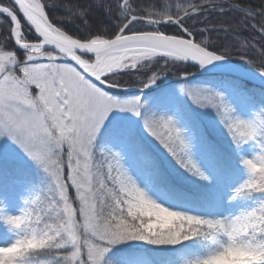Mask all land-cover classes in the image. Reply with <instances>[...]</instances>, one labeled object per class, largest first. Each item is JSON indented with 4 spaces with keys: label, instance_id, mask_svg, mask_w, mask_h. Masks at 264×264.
I'll return each mask as SVG.
<instances>
[{
    "label": "clouds",
    "instance_id": "1",
    "mask_svg": "<svg viewBox=\"0 0 264 264\" xmlns=\"http://www.w3.org/2000/svg\"><path fill=\"white\" fill-rule=\"evenodd\" d=\"M90 2L106 10L114 30L103 26L83 37L66 30L58 21L79 18L88 23L86 7L76 0H20L25 23L9 25L0 19V137L12 140L46 177L44 184L20 197L21 206L14 213L4 210L0 198V223L12 234L9 242L0 245V264H106L109 248L129 240L153 245L194 240L203 252L184 264H264V106L249 120H226L222 106L213 108L234 145L249 141L256 145L250 156H240L246 175L228 197L229 201L251 203L223 216L189 214L149 196L124 168L117 150L97 147V134L113 108L92 112L83 102L85 94L108 101L117 98L82 74L108 88H125L133 82L147 87L145 81L160 69L166 72L175 62L191 59L156 43L177 38L164 25L191 27L190 18L218 8L238 9L243 22L254 18L256 10L241 0ZM14 4L15 0H0V12ZM58 8L68 14H50L49 10ZM260 28H264V20ZM192 31L186 32L188 40L203 46L217 60L233 54L231 48L239 43L217 52L210 47L213 41L207 32L197 40ZM248 51L240 45V52ZM191 60L200 66L213 61ZM253 64L264 76V65ZM125 74H135L133 81ZM219 93L223 105L231 109ZM73 99L81 103L66 111L65 102ZM135 100L139 103L140 97ZM120 109L140 115L135 106ZM228 115L232 116L231 111ZM153 137L190 174L209 179L189 151L174 156Z\"/></svg>",
    "mask_w": 264,
    "mask_h": 264
},
{
    "label": "rangeland",
    "instance_id": "2",
    "mask_svg": "<svg viewBox=\"0 0 264 264\" xmlns=\"http://www.w3.org/2000/svg\"><path fill=\"white\" fill-rule=\"evenodd\" d=\"M79 5H83V3ZM91 6L92 4L88 6V11H86V19L88 21L87 24H85L84 21L79 18H77L75 22L69 20H61L58 22H62L61 24L66 30H73L75 31L74 33H78L81 37L86 36L87 34L98 30L103 26H108L110 29L114 30V25H112V22L106 10L103 7L97 6L95 4H93L92 8ZM220 10L222 9L218 8L216 11L208 10L206 13H201L200 16L202 19V23L204 22L206 23V25L203 24V27H198L195 32L197 31L198 34H201L200 36H203L205 32H207L209 38L210 36L212 37L217 33H220L221 36L230 35V33L227 34V30L229 28H226V26H224V24H226V22H224L225 19L223 18L224 12H221ZM62 11L63 13L61 12V16H65L68 14L64 9H62ZM188 24L194 26L192 21H188ZM164 27V30L168 32H176L178 29H180L177 25H165ZM183 34L185 35V37H187L186 32ZM238 40L241 45H243L242 41L240 39ZM257 52L259 57L258 55H256L254 59L252 55H255V53L257 54ZM245 56L252 58L251 65H254L253 63L255 62L256 64H261L262 60H264V57L260 56L258 50L256 52L250 50L246 53ZM225 57L229 58L228 56ZM239 63L243 64L244 67H250L252 69L257 70L255 65L250 66L247 65L246 62L245 64L244 62ZM202 70V67L183 60L175 62L169 68L168 71L164 72L161 75H158L155 81L147 87H137L135 86L134 82L131 86L125 88H108L106 85H103L104 90L109 92L117 99H127L139 96L141 98L142 107L140 109V115H136L126 109H111L97 134L96 145L97 147H108L115 149L118 152L121 151V163L124 168L133 177V179H135L137 184L141 188H143L147 192V194L154 198L157 202L163 204L166 207H170L173 210L185 211L189 214L215 217L223 216L226 214H234L241 208L246 207L251 203V201L237 203L236 200H228V197L231 194V189L235 187L246 175L243 167V171H241L242 173L224 180L221 174L218 173L216 168L210 163V161L207 160L201 153H199V143L196 142V139L190 131L189 127L187 129L182 130L179 128L183 136L186 133V136H184V138L188 143L189 152L192 159L209 177L208 180H202L200 178L199 179L206 185L212 187L213 189H216L218 192V198H216V204H214V206L205 211L195 209L190 206H175L171 204V200L167 201V197L169 198V196H167V193H165V196L164 193L160 192L163 191L162 188L152 186L150 171L147 169V166H145L147 165L146 160H149V158L146 157V155H139L138 152L132 150L130 144V136L132 138H137L138 140H141L143 144L146 143L147 145L152 147L157 153H159V155L168 159V161L171 162L173 168L177 169L180 174L185 173L186 170L176 162V160L171 156V154L152 135L149 134V132L145 129L144 126L145 115L153 113L157 115H169L168 109L165 106L170 103V97L173 98L171 101L173 106V112L171 113V117L174 119L175 122L177 119L179 120V114L181 117H183L181 115V112H179L180 110L177 106L179 100H181V103H185L186 106L190 108V111L196 114V116H198L206 131H209L210 134L215 137L218 136L227 138V136H229L228 132L225 130L220 118L213 110V108L207 106L200 107L198 104L194 103L193 100L190 98L188 92L181 90L182 85L185 88L206 87L219 91L223 93L224 99L229 105H231L232 116L239 117L244 120H249L253 118L254 114L260 109L261 105L255 104L250 98H248L250 96H248L249 94L244 90L234 88L229 83L215 82L206 77H202ZM181 73H185L186 75H181ZM139 74L144 75L143 73ZM125 75H127V78L131 82L133 81V76L135 74ZM168 87H171L170 90L172 92L165 91V89ZM218 137L217 139H219ZM236 150L240 157L250 156L257 149L255 143L249 141L248 143L243 144L239 147L236 146ZM6 160H11L10 162H19L24 165L27 164L28 166L31 165L32 167H34L36 172H40L44 176V179H41V182H43V184L46 182V177L43 172L34 164L32 160H30L25 155V153L12 140L5 136L0 137V161ZM15 183H17L15 192L7 191L6 187L0 184V198H3L5 202L4 210L13 213L16 212L21 206L20 197L24 195L27 190H30L31 188L35 187L34 185H30L28 182L20 180H17ZM3 236L4 237H1L0 239V245L9 242L12 238V234L8 231L7 234ZM129 242L121 241L109 248L108 252L105 254L106 264H109V262H111V264H132L127 260H122L120 258V253L116 252L118 251L116 247L119 245H122L124 243L134 244ZM195 254L201 253L193 252L191 250H185L181 258V262L177 264H184V261L187 258H190Z\"/></svg>",
    "mask_w": 264,
    "mask_h": 264
},
{
    "label": "snow or ice",
    "instance_id": "3",
    "mask_svg": "<svg viewBox=\"0 0 264 264\" xmlns=\"http://www.w3.org/2000/svg\"><path fill=\"white\" fill-rule=\"evenodd\" d=\"M19 2L20 0H15L14 7L12 9H9L4 12H0V15H2L4 19L8 21L9 25L13 24L16 21L21 22V14H22V18L25 21V12L23 8L19 6ZM260 12L264 13V8H261ZM250 19H252V17L246 18L244 20H250ZM187 31H191V27L185 24L184 29H178L176 31V37H177L176 39L157 40L156 43L174 48L179 54L190 57L193 60H199L202 64H206L209 59L213 61H217V57L212 56L210 52L204 51L203 46H198L196 43L188 40V38H185V35L183 33ZM261 32L264 33V28H261ZM261 39L264 40V34H262ZM213 50L219 52V50L215 48ZM260 56L264 57V45H262L261 47ZM261 64L264 65V60H262ZM164 70L165 69H160L159 72L155 73L151 77V79L145 81V84L147 86L152 84L155 81L156 77L158 75H161L164 72ZM82 74L85 76L86 79L90 80L97 87L101 89L104 88L103 85L97 83L98 81L92 80L91 77H88L86 73H82ZM104 79L108 83H112V81H110L108 77H104ZM143 87L144 85H141V88ZM181 90L187 91L193 102L198 104L200 107L207 106V107L219 109V107L222 106L224 108V113H223L224 118L226 120L235 119L234 116L228 115L231 109L229 108V106L223 105L222 98L220 97L219 92H215L206 87L185 88L183 85L181 86ZM33 92H35V89H33ZM204 97H214L215 99L205 100L203 99ZM83 102L92 112H97L101 110L106 112L109 108H123V107L135 106V108L138 109L139 113L141 114L140 112V109L142 107L141 98L139 103L136 102L135 97H133V99L129 101H120L117 99L108 101L106 98H103L101 96L89 92L85 94V99ZM80 103L81 101L78 99H73L71 102L66 101L64 105L65 110L66 111L73 110L77 108ZM144 126L162 144L167 145L169 150L172 151V154L174 156H177L178 152H182L183 154L187 155L189 151L188 143L186 142L184 136L181 133V130L176 126V123L171 116L157 115L154 113L145 115Z\"/></svg>",
    "mask_w": 264,
    "mask_h": 264
},
{
    "label": "trees",
    "instance_id": "4",
    "mask_svg": "<svg viewBox=\"0 0 264 264\" xmlns=\"http://www.w3.org/2000/svg\"><path fill=\"white\" fill-rule=\"evenodd\" d=\"M76 2L78 4L83 3V5H80V6L86 7L87 11H88V6L92 4L90 2V0H76ZM147 2H148V0H140V3H143V4H147ZM241 2L246 3L248 6H250L251 9L256 10L255 11V17L250 19V20H244L243 22H241V18H240L241 13L238 9H222V10H220L221 12H224L223 18L225 19L224 22H226V24H224V26H226V28H229V25H233V27L231 28L230 31H229V29L227 30L228 31L227 34L230 33V35L221 36L220 33H217L212 37L210 36V39L213 41V43H212V45H210V47H213L217 50H220V49H223L225 47H230L233 42H236V41L239 42L238 39H240L242 41V44L245 47L249 48L250 50H253L254 52H256L258 50L260 53L261 47H262V45H264V40L261 39L262 32H261V28H260V22L262 20H264V13L260 12V9L264 8V0H258V1H256V0H253V1L252 0H241ZM92 7H93V4H92L91 8ZM49 11H50V14L54 11L55 14L58 16H61L63 13L61 8H58L55 10H49ZM61 17H63V16H61ZM0 19H4V17L2 15H0ZM5 21L8 22L7 20H5ZM189 21H192L194 24V26L191 25V28L193 30V32H192L193 36L197 40H199V36L201 34H198V32L197 31L195 32V30L198 27H203V24L206 25V23H204V22L202 23V19H201L200 14L198 16H194L193 18H190ZM253 25H255V27H253ZM164 26H163V28H165ZM0 27H2V26H0ZM69 32L74 33L75 31L69 30ZM75 34L79 35L78 33H75ZM237 45H239V46L231 48V51L233 52V54L226 55V56H228L229 58H231L232 60H234L236 62H242V63L244 62V64L246 62L247 65L254 66V65H251L252 64L251 63L252 58L245 56L246 53L240 52L241 43L239 42ZM235 53H237V54H235ZM256 55H258V52H257V54L255 53V55L254 54L252 55L254 59H255ZM258 57H259V55H258ZM255 64H256V62H255ZM257 65H259V64H257ZM231 80L234 81L235 83L239 84L240 86L244 85L243 83L238 82L236 80H233V79H231ZM246 88L249 91H251L256 96V98H258L264 102V90L257 88V87L249 86V85H246ZM138 141L141 142V140H138ZM32 169H34V168H32ZM31 172L36 179L40 180V182L42 181L41 179H44V176L40 172H36L35 169L32 170ZM163 172H164V167H161L160 171H159V175L162 176L164 179H168V177L171 174L170 175H164ZM173 172H174L175 176L178 178V182L180 183L181 187L182 188L184 187L183 189H184L185 194L182 195L183 198L188 199V200H190V202L197 204V205H200L206 201L205 196L202 198L199 196L198 187H195V191L197 193V200L194 199L193 198L194 196L192 195V193L189 192L190 187L187 185L186 180L183 179L182 176H178L177 172H175V171H173ZM171 185H172V183H169L167 186L171 188ZM129 241H131V242H129ZM129 241H128L129 243L149 244L145 241H135V240H129ZM191 241H194V240H191ZM195 243H196V241H195ZM131 245H133V244H131ZM149 245H151L154 248H159V249L168 248V247L170 248V246H172V245H153V244H149Z\"/></svg>",
    "mask_w": 264,
    "mask_h": 264
},
{
    "label": "water",
    "instance_id": "5",
    "mask_svg": "<svg viewBox=\"0 0 264 264\" xmlns=\"http://www.w3.org/2000/svg\"><path fill=\"white\" fill-rule=\"evenodd\" d=\"M22 20L25 23L23 18ZM188 61L198 64L191 59ZM204 67L207 68L209 72L233 76L234 78H239L244 81L246 80V82L264 88V76H262L259 71L243 67L226 57L221 60L212 61L209 64L204 65Z\"/></svg>",
    "mask_w": 264,
    "mask_h": 264
},
{
    "label": "bare ground",
    "instance_id": "6",
    "mask_svg": "<svg viewBox=\"0 0 264 264\" xmlns=\"http://www.w3.org/2000/svg\"><path fill=\"white\" fill-rule=\"evenodd\" d=\"M169 106H170V108H172L171 105H170V103H169ZM170 110H171V109H170ZM169 112H170V111H169ZM175 123H177V127H178V128H182V129H183V128L185 127V123H184V121H182V120H179V122H175ZM184 136H186V133H185ZM119 153H120V155H121L122 152L119 151Z\"/></svg>",
    "mask_w": 264,
    "mask_h": 264
}]
</instances>
